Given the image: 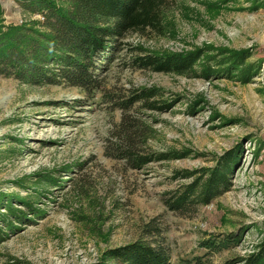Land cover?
Instances as JSON below:
<instances>
[{
	"label": "rangeland",
	"instance_id": "374dc122",
	"mask_svg": "<svg viewBox=\"0 0 264 264\" xmlns=\"http://www.w3.org/2000/svg\"><path fill=\"white\" fill-rule=\"evenodd\" d=\"M44 16L20 0H0V25L44 30ZM164 34H131L102 65L99 89L30 83L0 74V264H111L107 252L160 242L171 264H234L264 243V0H177ZM247 55L240 72L161 73L135 66L138 50ZM216 67V66H214ZM57 79H60V77ZM158 90L167 110L131 103ZM160 101V102H159ZM144 131L149 155L189 151L134 168L121 158L124 121ZM123 132V133H122ZM142 152V153H143ZM232 159V185L194 214L164 199L186 171ZM227 158V159H228ZM232 237L221 250L202 246Z\"/></svg>",
	"mask_w": 264,
	"mask_h": 264
},
{
	"label": "trees",
	"instance_id": "16d2710c",
	"mask_svg": "<svg viewBox=\"0 0 264 264\" xmlns=\"http://www.w3.org/2000/svg\"><path fill=\"white\" fill-rule=\"evenodd\" d=\"M44 16V30L0 25V74L15 75L30 83H57L62 80L81 90H96L98 69L114 60L131 34L145 36L164 34V14L177 0H20ZM127 45V44H126ZM142 53L133 62L140 69L161 73L193 72L197 65L209 74L240 72L242 80L250 82L251 64L247 55L221 52L207 55L198 50L191 53L156 54L138 48ZM216 66V67H214ZM60 77V79H57ZM132 95L131 103H142L153 110H167L169 103H157L161 93L156 89L140 88ZM160 102V101H159ZM125 145L120 157L134 168H143L153 160H172L188 156L189 151L173 150L149 155L139 149L133 123L124 119ZM143 152V153H142ZM223 157L219 165L201 170L186 171L182 178H191L165 199V205L180 215L194 214L201 205L221 197L232 185V159ZM206 240L202 246L221 250L233 242ZM264 242V241H263ZM171 253L160 242L139 241L111 249L107 259L111 264H171ZM234 264H264V243L257 252L236 260Z\"/></svg>",
	"mask_w": 264,
	"mask_h": 264
}]
</instances>
